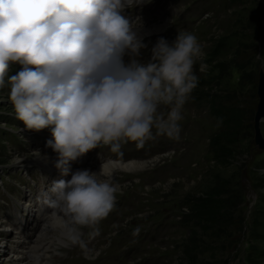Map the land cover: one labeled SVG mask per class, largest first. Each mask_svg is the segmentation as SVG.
<instances>
[{"label":"clouds","instance_id":"9594fccd","mask_svg":"<svg viewBox=\"0 0 264 264\" xmlns=\"http://www.w3.org/2000/svg\"><path fill=\"white\" fill-rule=\"evenodd\" d=\"M148 3L0 0V89L8 86L23 130H51L46 147L57 154L55 167L64 176L98 148L122 155L128 144L141 149L157 138L180 139L185 106L199 83L195 66L205 53L194 33L180 32L171 44L158 39L143 62L139 18L124 13ZM12 64L21 70L9 77ZM22 161L13 158V164ZM121 191L102 166L77 169L38 202L79 244L81 230L99 234Z\"/></svg>","mask_w":264,"mask_h":264},{"label":"rangeland","instance_id":"374dc122","mask_svg":"<svg viewBox=\"0 0 264 264\" xmlns=\"http://www.w3.org/2000/svg\"><path fill=\"white\" fill-rule=\"evenodd\" d=\"M130 11L159 28L142 38L146 45L140 56L143 62L150 59L158 39L171 44L180 32L194 33L205 56L195 66L199 83L185 106L179 141L157 138L144 151L146 156L160 150L156 158L140 161L141 166L131 171L113 172L122 191L114 211L99 226L103 234L89 254L92 264H119L115 255L134 248L138 254L130 257L149 259L147 264L183 262L181 243L187 230L176 221L178 208L183 211V200L197 196L213 177L228 180L229 218L234 222L225 249L214 250V257L225 258L228 264H264V149L255 147L252 140L257 70L264 72V0H151ZM219 62L224 69L216 70ZM20 70L21 65L12 64L8 76ZM8 94L7 85L0 89V169L4 171L19 165L13 164L14 157L23 159L21 165H30L37 150H49L43 149L48 148L46 144L34 143L30 136L36 132L23 130ZM212 97L215 110H240L233 145L224 141L223 124L208 108ZM258 128L264 138V117ZM37 133L50 135L51 131ZM209 140L215 148L209 147ZM220 149L234 158L223 164L218 159ZM70 245V241L55 243L46 252L47 261L52 262ZM260 250L262 261L252 256ZM208 254L209 250H203L201 259L209 260Z\"/></svg>","mask_w":264,"mask_h":264},{"label":"trees","instance_id":"16d2710c","mask_svg":"<svg viewBox=\"0 0 264 264\" xmlns=\"http://www.w3.org/2000/svg\"><path fill=\"white\" fill-rule=\"evenodd\" d=\"M237 50L238 47H235L234 51ZM223 66V63L219 62L216 65V70L224 69ZM215 101V97L208 100V108L213 113L214 118L223 124L224 141L233 145L235 131L241 120L240 110L235 108L215 110ZM208 145L215 148L212 140H209ZM218 154V159L222 160L223 164L234 158L232 153H225L222 149L218 151ZM228 191V180L226 178L213 177L207 186L198 192L197 196H191L183 200L181 204L184 206V210H180L181 207L178 208L177 215L179 219L176 221L186 228L187 234L181 243V254L184 261L177 264H228L225 258L214 257L216 254L214 250L221 251L225 249L226 237L231 235L230 231L234 225V222L229 218L231 203L228 202ZM202 236L208 239L205 240ZM203 250H209V260L203 261L201 259L200 255ZM252 256L261 258L262 261L263 251L253 253ZM246 261L247 259L243 260V262Z\"/></svg>","mask_w":264,"mask_h":264},{"label":"bare ground","instance_id":"6f19581e","mask_svg":"<svg viewBox=\"0 0 264 264\" xmlns=\"http://www.w3.org/2000/svg\"><path fill=\"white\" fill-rule=\"evenodd\" d=\"M154 26V27H152ZM157 25H151L148 26L150 28H146L145 29H138V34L140 35L141 38H143L147 32L150 33H154L156 31H158L159 28L155 27ZM141 28V27H140ZM43 149H49L47 151H42V152H38L39 156H34V158H32L33 160V164L34 163H43V162H51V161H57V154L54 153L50 148H43ZM42 150V149H40ZM39 151V150H37ZM36 151V152H37ZM36 157V158H35ZM142 162L140 161H133V162H128V163H123V162H118V163H109V164H105V165H101L103 168L107 169L110 172H116L118 170H122V171H128V170H132V169H136L137 167L139 168V166H141ZM101 166L95 167L94 170H91L92 172H99L101 169ZM88 170V169H87ZM69 242V240L67 239L66 235H65V230L63 228V226L61 225L60 221L57 220V218L55 217L54 220H52L50 223H48L46 225V227L44 228V230L35 235L34 239L32 241V247L33 250L37 253H40L39 250L41 249V254H43L44 256L47 255L45 253L46 250L49 249H53V245L56 243H61V244H66V242ZM4 248H3V244L2 242H0V252H2L0 254V264H4L3 262L5 260H11L14 258L13 255H11L9 257V253L5 254L4 252ZM9 264H11L9 262ZM15 264H19L18 262H16Z\"/></svg>","mask_w":264,"mask_h":264},{"label":"water","instance_id":"95a60500","mask_svg":"<svg viewBox=\"0 0 264 264\" xmlns=\"http://www.w3.org/2000/svg\"><path fill=\"white\" fill-rule=\"evenodd\" d=\"M255 94L257 101L253 112V143L259 149H264V139L262 138L258 122L260 118L264 117V72L261 68L257 70L256 89Z\"/></svg>","mask_w":264,"mask_h":264}]
</instances>
